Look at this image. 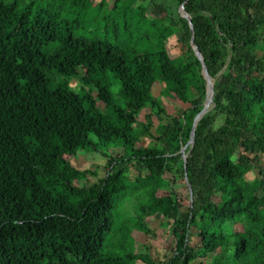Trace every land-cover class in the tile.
<instances>
[{
    "label": "trees",
    "instance_id": "trees-1",
    "mask_svg": "<svg viewBox=\"0 0 264 264\" xmlns=\"http://www.w3.org/2000/svg\"><path fill=\"white\" fill-rule=\"evenodd\" d=\"M183 2L0 0V264H264V0L184 3L214 88L186 168L206 80ZM163 98L187 106L169 114ZM79 150L106 159L89 185L96 173L68 158ZM153 214L174 239L167 260L136 250Z\"/></svg>",
    "mask_w": 264,
    "mask_h": 264
},
{
    "label": "rangeland",
    "instance_id": "rangeland-1",
    "mask_svg": "<svg viewBox=\"0 0 264 264\" xmlns=\"http://www.w3.org/2000/svg\"><path fill=\"white\" fill-rule=\"evenodd\" d=\"M101 0H92L94 4H97ZM107 3L112 0H104ZM140 0H135V3L137 4ZM146 14L150 17L154 16L157 14V12L154 10L153 6L151 3L147 4V12ZM166 48L168 50V53L171 58H175L176 56L179 55L181 52V46L179 43L176 42L175 37H171L167 40L166 42ZM82 69H81V74H82ZM79 79L74 78L70 81L71 87H76L79 84ZM109 82H110V88L116 98L118 97L119 94V88L120 84L112 76H109ZM163 84L157 83L153 86V94L155 96H159L162 90ZM100 106H103L102 103L99 101L97 102ZM162 104L165 106L167 112L169 114L175 113L176 111L182 110L185 108L187 105L182 104L178 100H173V101H166L164 98L162 99ZM147 110L143 109L141 111V114L139 116V121L145 122L144 115ZM164 121L166 122L167 119L163 118ZM152 127L157 124V119L155 116L152 117ZM153 128H151V133H153ZM151 142V135L148 133L147 135L143 136L141 138V142L138 145H147ZM120 149H112L111 152L115 153L119 151ZM71 163L76 167L80 169H90V171H93L96 173V175H93V173H88L87 177L83 180V184L89 185L92 182H95L98 178L103 177L104 175V166L106 164V159L101 156L97 152H88L85 150H79L74 156L68 157ZM262 167L264 168V154L261 155V163ZM143 171L136 170L133 167H130L128 176L131 181H134L136 176L143 174ZM259 177V169L258 165H256L255 169L253 170L252 173H248L246 175V178L249 181H252L254 178ZM182 186V191L185 194L184 186L182 183H180ZM188 201H184V205H187ZM150 225L153 227V231L151 232L150 235H145L143 233H138L134 232L132 235L135 237V242H136V250L139 252H149V254L156 260V261H161V260H167L168 256L170 255V252L168 251L169 247L173 246V237L171 236L170 233V228L163 227L162 225L164 224V219L160 217L159 215L153 214L150 218ZM236 228L238 230H243V227L240 224L236 225ZM195 232V230H194ZM198 237L195 235L191 238V244H196L198 241ZM197 262V261H196ZM196 262H193L191 264H196ZM210 260L207 261L209 264ZM136 264H142L140 262H137Z\"/></svg>",
    "mask_w": 264,
    "mask_h": 264
},
{
    "label": "water",
    "instance_id": "water-1",
    "mask_svg": "<svg viewBox=\"0 0 264 264\" xmlns=\"http://www.w3.org/2000/svg\"><path fill=\"white\" fill-rule=\"evenodd\" d=\"M187 0H184V2L180 5L179 7V11H180V15L182 17H184L189 24L190 27V33H191V39H190V45L195 53V55L197 56V58L199 59L201 66H202V70L201 73L203 75V77L206 80V98L203 104V108L196 114V116L194 117L193 120V126H192V130L190 133V139L187 142V144L185 146H183L180 149L181 152V156L183 158V162H184V168H186V159H187V153H186V148L189 144H191V147H193V143H194V132H195V127L198 123V121L202 118V116L209 110L211 109V107H213L212 101H213V94H214V88H213V80L208 72V69L204 63V59L202 54L200 53L197 45L194 42V30H193V26H192V21H191V16L186 12L185 7H184V3ZM185 176H186V172H185ZM188 187H189V192H190V201L192 202L193 196H192V190H191V185L188 183Z\"/></svg>",
    "mask_w": 264,
    "mask_h": 264
}]
</instances>
